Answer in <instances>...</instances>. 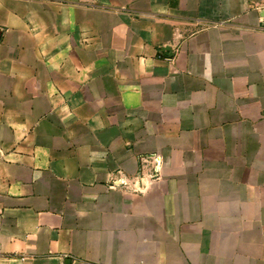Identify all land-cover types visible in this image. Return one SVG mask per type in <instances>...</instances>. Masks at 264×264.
Instances as JSON below:
<instances>
[{
	"label": "crops",
	"instance_id": "1",
	"mask_svg": "<svg viewBox=\"0 0 264 264\" xmlns=\"http://www.w3.org/2000/svg\"><path fill=\"white\" fill-rule=\"evenodd\" d=\"M0 264H264V0H0Z\"/></svg>",
	"mask_w": 264,
	"mask_h": 264
},
{
	"label": "built area",
	"instance_id": "2",
	"mask_svg": "<svg viewBox=\"0 0 264 264\" xmlns=\"http://www.w3.org/2000/svg\"><path fill=\"white\" fill-rule=\"evenodd\" d=\"M164 158L161 153H152L140 157V170L133 177L119 176L113 182V186L121 185L125 189L135 193L144 192L148 185H152L155 181L162 177Z\"/></svg>",
	"mask_w": 264,
	"mask_h": 264
},
{
	"label": "water",
	"instance_id": "3",
	"mask_svg": "<svg viewBox=\"0 0 264 264\" xmlns=\"http://www.w3.org/2000/svg\"><path fill=\"white\" fill-rule=\"evenodd\" d=\"M166 49H167V51H170V50H171V48H170V47H166Z\"/></svg>",
	"mask_w": 264,
	"mask_h": 264
}]
</instances>
